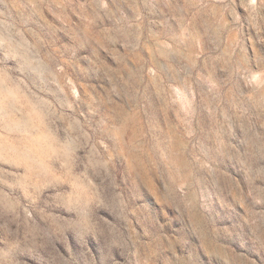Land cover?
<instances>
[{"label": "rangeland", "instance_id": "374dc122", "mask_svg": "<svg viewBox=\"0 0 264 264\" xmlns=\"http://www.w3.org/2000/svg\"><path fill=\"white\" fill-rule=\"evenodd\" d=\"M0 264H264V0H0Z\"/></svg>", "mask_w": 264, "mask_h": 264}]
</instances>
